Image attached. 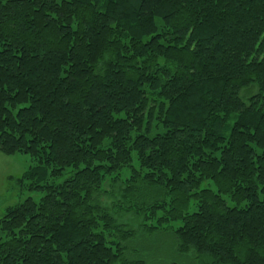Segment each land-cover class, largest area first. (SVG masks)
Returning a JSON list of instances; mask_svg holds the SVG:
<instances>
[{"label":"trees","instance_id":"obj_1","mask_svg":"<svg viewBox=\"0 0 264 264\" xmlns=\"http://www.w3.org/2000/svg\"><path fill=\"white\" fill-rule=\"evenodd\" d=\"M0 153V264H264V0H0Z\"/></svg>","mask_w":264,"mask_h":264},{"label":"rangeland","instance_id":"obj_2","mask_svg":"<svg viewBox=\"0 0 264 264\" xmlns=\"http://www.w3.org/2000/svg\"><path fill=\"white\" fill-rule=\"evenodd\" d=\"M32 166L29 156L15 154L6 156L0 153V218L5 214L6 209L14 207L24 200L31 198L38 202L42 193L29 191V182L21 183V177ZM64 177L55 180V183L62 182ZM205 183L203 187H206ZM213 189L212 186H210ZM104 189L108 190L107 184ZM102 203L109 204L107 197H102ZM230 206L234 204L229 203ZM133 224V223H132ZM133 228L137 230L138 223ZM179 226L172 225L174 229ZM132 240L126 242V254L133 257L137 254L148 258V264H196L195 260L185 258L174 251L173 236L170 232L159 233L152 236L138 232Z\"/></svg>","mask_w":264,"mask_h":264}]
</instances>
